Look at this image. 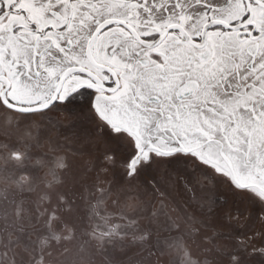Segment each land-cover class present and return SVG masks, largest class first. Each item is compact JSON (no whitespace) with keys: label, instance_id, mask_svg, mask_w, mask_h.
Segmentation results:
<instances>
[{"label":"snow or ice","instance_id":"6c2138e0","mask_svg":"<svg viewBox=\"0 0 264 264\" xmlns=\"http://www.w3.org/2000/svg\"><path fill=\"white\" fill-rule=\"evenodd\" d=\"M22 128L64 169L74 144H103L111 178L83 191L130 240L102 250L111 264L209 224L230 264H264V0H0V147ZM33 146L14 154L63 183Z\"/></svg>","mask_w":264,"mask_h":264},{"label":"rangeland","instance_id":"374dc122","mask_svg":"<svg viewBox=\"0 0 264 264\" xmlns=\"http://www.w3.org/2000/svg\"><path fill=\"white\" fill-rule=\"evenodd\" d=\"M9 131L11 136L7 143L10 146L0 147V264H111L102 250L107 249L111 254L112 245L123 243L128 247L130 240H121L114 222L99 217L96 208L107 210L106 205H91L83 191L84 185L92 183L97 176L101 185L111 178V170L101 171L106 168L102 160L103 144L99 149L96 146L81 149L74 144L75 151L64 153L68 165L64 169L63 161L48 149L46 141L35 146L23 128ZM25 141L34 145V155L46 153L56 157L52 169L63 178V183L53 182L46 161H25L23 156L19 159L15 156L14 150L24 152ZM3 142L0 138V143ZM91 168L95 171L89 172ZM60 193L68 201H75L70 212L59 210L64 207L58 203ZM44 196L48 199H43ZM53 208L58 209L57 215L49 222L48 213ZM41 212H45L44 216L39 215ZM93 214L97 215L100 227L92 219ZM245 223V217L241 216L234 227ZM214 228L216 232L227 231L212 224L201 226L199 233L187 238L182 248H166L163 257H152L145 264H169L170 261L204 264L206 258H210L212 264H230L228 257L218 254L211 243ZM204 236H208L209 241L206 242ZM216 243L223 245L224 241L217 238ZM116 264H129V261L118 260Z\"/></svg>","mask_w":264,"mask_h":264}]
</instances>
